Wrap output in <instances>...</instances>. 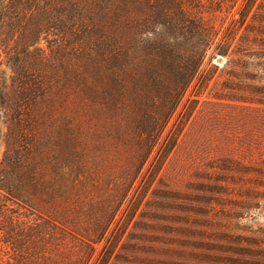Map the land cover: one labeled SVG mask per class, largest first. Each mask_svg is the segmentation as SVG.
Listing matches in <instances>:
<instances>
[{"label":"rangeland","instance_id":"1","mask_svg":"<svg viewBox=\"0 0 264 264\" xmlns=\"http://www.w3.org/2000/svg\"><path fill=\"white\" fill-rule=\"evenodd\" d=\"M17 13L0 264H264V0Z\"/></svg>","mask_w":264,"mask_h":264},{"label":"trees","instance_id":"2","mask_svg":"<svg viewBox=\"0 0 264 264\" xmlns=\"http://www.w3.org/2000/svg\"><path fill=\"white\" fill-rule=\"evenodd\" d=\"M13 1V2H11ZM16 2V3H15ZM10 3V5H8ZM17 4V5H15ZM31 9V0H0V26L4 21L5 12H9L10 14H19L17 12L27 13ZM14 25L10 26V30L13 31ZM10 31V32H11ZM22 52L31 53V49L29 47H24ZM15 51L14 48L10 45L1 43L0 41V63L2 61L1 54H4L5 57H9L14 55Z\"/></svg>","mask_w":264,"mask_h":264}]
</instances>
